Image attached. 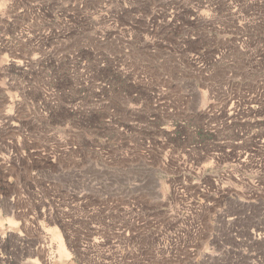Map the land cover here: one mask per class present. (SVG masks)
I'll return each instance as SVG.
<instances>
[{
    "label": "rangeland",
    "instance_id": "rangeland-1",
    "mask_svg": "<svg viewBox=\"0 0 264 264\" xmlns=\"http://www.w3.org/2000/svg\"><path fill=\"white\" fill-rule=\"evenodd\" d=\"M0 264H264V0H0Z\"/></svg>",
    "mask_w": 264,
    "mask_h": 264
}]
</instances>
